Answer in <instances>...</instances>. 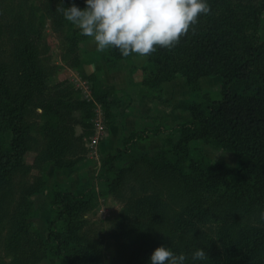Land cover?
<instances>
[{
	"label": "trees",
	"instance_id": "1",
	"mask_svg": "<svg viewBox=\"0 0 264 264\" xmlns=\"http://www.w3.org/2000/svg\"><path fill=\"white\" fill-rule=\"evenodd\" d=\"M72 3L81 8L86 6L84 0H64V6ZM209 3L211 11L201 14L171 47L157 45L147 55L133 52L127 56L116 47L103 50L105 64L112 71L123 61L133 64L136 58L146 59L140 82L145 98L160 102L163 85L177 79L185 81L191 96L174 106L190 113L189 120L174 126L176 130L167 124L133 130L124 137L122 146L103 152L100 157L96 181L102 185L103 195L122 196L130 176L141 187L154 188L153 192L143 190L137 197L126 198L119 223L142 221V229L154 238L144 247L129 250L120 264H150L151 253L161 244H168L177 253L184 252L186 264H194L191 253L200 247L207 251L205 258L223 250L231 264H264V218L260 217L256 225L246 229L239 222L242 213L251 214V209L264 212V40L258 38L264 20V0H209ZM53 17L55 28L62 27L67 20L62 12ZM33 24L28 31L22 27L17 33L20 43L25 45L22 51L28 54L25 55L31 81L26 92L30 100L38 94L45 96L48 88L44 85L50 78L39 66L37 41L41 34ZM71 29L77 43L94 40L79 28ZM2 73L0 69V130L6 131L9 139H0V223L12 224L9 231L14 239L7 244L11 264H38L47 256L60 258L63 264H97L94 260L86 261L87 250L76 243L77 216L88 210L94 199L92 181L78 185L75 190L55 184L50 194L52 216L45 239L37 229H32L27 219L34 209L28 195L34 190L37 193L50 190L45 170L31 192H26L27 196L24 193L14 207L7 204L12 197L9 186L16 175L42 170L49 163L71 176L85 158L86 150L83 136L77 135L74 125L70 121H58L43 129L49 131L48 140L34 163L27 167L26 157L35 145L30 135L32 124L27 119L32 109L28 113V101L19 104L10 94ZM97 74L90 76L95 82L93 102L103 106L107 125H122L126 116L117 112L122 98L114 86L106 87ZM206 77L222 78L219 96L213 98L205 92L201 95L204 102L197 103L192 97L200 93V80ZM66 84L60 82L54 86V98L43 104L45 113L64 119V108L69 109L61 101L68 95L63 93L69 88ZM93 102L79 105L90 112ZM83 125L91 127L87 123ZM160 126L166 132L173 130L164 144L155 151L139 149V141H148L162 133ZM205 145L233 153L236 166L229 168L223 162H213L205 154ZM210 223H216L214 233L198 236L197 231ZM1 230L0 227V241ZM0 264L7 262L0 258Z\"/></svg>",
	"mask_w": 264,
	"mask_h": 264
},
{
	"label": "rangeland",
	"instance_id": "2",
	"mask_svg": "<svg viewBox=\"0 0 264 264\" xmlns=\"http://www.w3.org/2000/svg\"><path fill=\"white\" fill-rule=\"evenodd\" d=\"M251 1L256 2V0ZM58 3L59 0H0V69L3 71L5 84L10 94L16 97L19 104L28 101V113L32 109V113L31 115L28 114L27 119L32 124L30 135L35 139V145L34 149L26 157L27 167H30L34 163L43 144L48 140L49 131L45 132L43 129L49 124L58 121L60 123L70 121L74 125L77 135L83 136L82 144L86 150L85 158L78 164L79 167L71 176L64 175L49 163L43 166L42 170L33 169L29 173H19L9 186L12 197L8 199L7 204L10 207H14L15 203L24 193L27 196L26 192H31V189L45 170L47 185L50 190L45 191V193H37L34 190L33 194L28 195L30 201L33 202L34 209L33 213H29V218H27L28 223H31L32 229H37L42 238L45 239L47 237V223L52 216L50 211V194L55 184H59L62 188L64 187L68 190H75L78 185L86 181H92L94 199L88 210L77 216L79 221L77 220L76 223L78 227L76 243L80 244L82 249L85 248L87 250L84 256L86 261L92 262L94 260L97 264L99 262L100 264H120L124 261L126 255L129 254V250L131 252L134 249L144 247L148 241L154 238V235L146 233V229H142L144 225L142 221L119 223L121 210L127 202L126 198L128 196L137 197L145 190H149L150 192L154 188L141 187L140 183H134L133 178L130 176L127 180L129 184L124 189L122 196H105L103 195L102 185H100L99 181H96L99 167L96 169L95 165L88 167L86 162L92 158H97L100 162L103 152H107L105 150L107 148L105 145L107 139L109 142L114 139L116 144H118L114 143V147H111V150L108 152L115 151L123 145L122 140L124 137H128L136 129L135 127L139 125L151 123L152 127L150 129H154L157 124H167L171 129L176 130L174 126L180 121L189 120L190 113H183L180 110L174 109V106L179 103L180 99L189 100L191 96L183 79L174 80L172 83L166 85L167 92L163 94V99L160 102L157 101V104L152 105L154 108H150L151 111L159 110V112L153 113L152 117L147 118L148 120H145L144 117H138V111L145 112L149 110L147 109V101L141 106L140 104L143 100L138 98L141 95V90L139 89L141 87L140 82L144 77L143 66L141 64L143 62L146 63V59H136L140 67H134L132 63L127 62L126 65L118 67L119 71L112 72L105 64L103 50H98L94 40L77 43V40L73 37L74 31L71 29L72 26L75 29L78 28L77 26L72 23L70 25L68 20H64L62 27L55 28L53 24L55 17L53 16L61 13L56 11ZM49 9H52V12H48ZM42 18L43 21H41ZM32 24L36 30L39 28L41 34V39L37 41L39 43L37 58L39 66L43 67L45 72L50 74V78L44 85L45 88H48L45 96L42 97L38 94V96L32 97V100H30L27 97L26 91L30 89L31 71L29 70V62L25 55L27 53L22 51L25 45L20 43L21 39H18L19 35L17 33L22 27L28 31ZM258 38L264 40V20L259 29ZM74 64L78 67H73ZM95 73H98L96 76H100L101 82L106 87L114 86L118 92V96L122 98L121 107L117 110L121 115L126 116L123 119L122 125L120 123H115L111 126L107 125L108 120L103 106L93 102L92 88L95 82L93 83L90 76ZM60 82H67L66 85L69 86L63 92L68 95L61 100L69 107V109L64 108L63 114L66 115L64 119H61L59 115L56 116V114L53 115V113H45L43 111V104L45 105L49 100L54 98L55 93L52 89ZM221 87V77L202 78L200 80V93L196 95L197 97H192V99L197 103L204 102L202 96L205 92L211 93L213 98H217ZM21 88H25V91H21ZM84 102H93V108L90 112L87 111V107L79 105ZM89 114L91 116L87 118ZM84 119L87 121L85 122ZM131 120L133 123H129L124 131L125 123ZM84 123L90 124L91 127L86 128L83 125ZM130 124H132V127ZM100 126H103L104 130H100ZM160 127L162 132L160 135L148 141H139L137 147L147 151H155L160 148V145L164 144V142H161L159 138L162 136L165 139L173 131L169 132L168 130L166 132L164 126ZM114 128L117 129L114 130ZM131 128L134 129L131 130ZM177 137L178 135L174 136V140ZM2 138L9 139V134L3 129L0 130V139ZM204 150L205 154L213 162H223L229 168L237 164V158L233 153L214 149L207 145L204 146ZM207 206L209 205L207 204ZM260 217L261 213L255 212L252 209L251 214L242 213V218L241 220L239 219V222L242 223L241 228L246 229L256 225ZM6 221H9V218ZM81 222L83 223L81 224ZM215 224L203 225L201 231H197L200 232L198 236H201V234L204 236L213 234ZM11 226L12 224L10 223H0V227L2 228L0 258H4L7 264H11L12 262V258L9 255L10 247L7 246L14 239L12 236L13 232L9 231ZM199 262L200 264H231L223 250L215 253L212 257L197 261V263ZM38 264H63V262L60 258L47 256Z\"/></svg>",
	"mask_w": 264,
	"mask_h": 264
},
{
	"label": "clouds",
	"instance_id": "3",
	"mask_svg": "<svg viewBox=\"0 0 264 264\" xmlns=\"http://www.w3.org/2000/svg\"><path fill=\"white\" fill-rule=\"evenodd\" d=\"M64 6L59 0L56 11L82 34L93 37L98 50L116 47L127 56L133 52L147 55L157 45L171 47L188 32L201 14L211 11L209 0H84ZM264 218V212L261 213ZM207 251L200 247L191 253L192 261H202ZM187 255L168 244L157 246L150 264H186Z\"/></svg>",
	"mask_w": 264,
	"mask_h": 264
},
{
	"label": "crops",
	"instance_id": "4",
	"mask_svg": "<svg viewBox=\"0 0 264 264\" xmlns=\"http://www.w3.org/2000/svg\"><path fill=\"white\" fill-rule=\"evenodd\" d=\"M136 59H138V58H136ZM136 59H134V61H133V65H135L136 67H140L138 64H137V61H136ZM145 59V58H144ZM145 61V60H144ZM126 63L127 62H125V61H123V62H121L120 64H119V66L118 67H122L123 65H126ZM145 64V62H143L142 64H141V66H143ZM116 71H119V68H117L116 70H113L112 72H116ZM170 83H172V82H170ZM170 83H165L164 85H163V88H164V93H166L167 91H166V85L167 84H170ZM140 90H141V95L138 97V98H140L141 100H143V102L140 104L141 106L142 105H144V102L145 101H147V103H148V108L147 109H149V110H147V111H145V112H141V111H138V114H137V116L138 117H144V119L145 120H148L147 118L149 117H152V115H153V113H156V112H159V110H150V108H154L152 105H154L155 103L157 104V101H154V100H152V99H149V98H145L144 97V90H143V87L141 86L140 88H139ZM145 99H147V100H145ZM181 100V99H180ZM152 102V104H151V102ZM139 106V105H138ZM137 109H138V107H137ZM143 116H142V115ZM152 121V120H151ZM185 121H187V120H183V121H180V122H185ZM136 122V121H135ZM179 122V123H180ZM129 123H133V121L131 120V121H129V122H126L125 123V125H124V131L126 130V127H128V124ZM132 124H130V126H131ZM137 125H139V124H137ZM132 127V126H131ZM152 127V124L151 123H147V124H142V125H139V126H137V127H135L136 129L135 130H138V129H150ZM117 128H114V130H116ZM132 129H134V128H131V130ZM113 135H115V134H113ZM113 135H112V137H113ZM112 139V138H111ZM160 141L161 142H164L165 141V139L161 136L160 138ZM114 143L116 144V142L114 141V139H112L110 142L108 141V139H107V141H105V145H106V151H110L111 150V147H114L113 145H114ZM116 145H118V144H116ZM161 145H163V144H161ZM86 165L89 167L90 165H95V169L97 168V167H99L100 166V162H99V159H97V158H92V159H89V160H87V162H86Z\"/></svg>",
	"mask_w": 264,
	"mask_h": 264
},
{
	"label": "built area",
	"instance_id": "5",
	"mask_svg": "<svg viewBox=\"0 0 264 264\" xmlns=\"http://www.w3.org/2000/svg\"><path fill=\"white\" fill-rule=\"evenodd\" d=\"M100 130H104V127L103 126H100V128H99Z\"/></svg>",
	"mask_w": 264,
	"mask_h": 264
}]
</instances>
